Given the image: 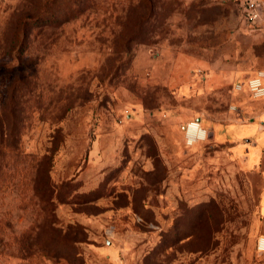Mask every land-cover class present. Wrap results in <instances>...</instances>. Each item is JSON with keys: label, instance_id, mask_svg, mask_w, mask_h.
Wrapping results in <instances>:
<instances>
[{"label": "rangeland", "instance_id": "rangeland-1", "mask_svg": "<svg viewBox=\"0 0 264 264\" xmlns=\"http://www.w3.org/2000/svg\"><path fill=\"white\" fill-rule=\"evenodd\" d=\"M248 1L0 0V264H264Z\"/></svg>", "mask_w": 264, "mask_h": 264}, {"label": "crops", "instance_id": "crops-1", "mask_svg": "<svg viewBox=\"0 0 264 264\" xmlns=\"http://www.w3.org/2000/svg\"><path fill=\"white\" fill-rule=\"evenodd\" d=\"M253 1L257 2L258 7L255 20L262 23L249 29L247 35L249 43L244 46V51L248 52L244 58L245 67L234 68L237 73L245 74L241 81L257 70H264V0ZM235 95H237L235 115L229 123L214 127L213 137L221 144H230L233 154L251 173L258 189V204L262 212L261 238H264V98L252 99L247 92H235ZM259 251L264 253L262 250Z\"/></svg>", "mask_w": 264, "mask_h": 264}, {"label": "built area", "instance_id": "built-area-1", "mask_svg": "<svg viewBox=\"0 0 264 264\" xmlns=\"http://www.w3.org/2000/svg\"><path fill=\"white\" fill-rule=\"evenodd\" d=\"M247 4L250 11V18L255 19L257 17V2L249 0ZM234 91L238 93L247 92L252 99H263L264 70H257L253 75L247 77L244 81L237 83L234 86ZM207 137L208 131L203 128L199 122H194L188 125L186 132V143L188 145H192L199 141H205ZM258 248L259 250L264 251V238L259 240Z\"/></svg>", "mask_w": 264, "mask_h": 264}]
</instances>
